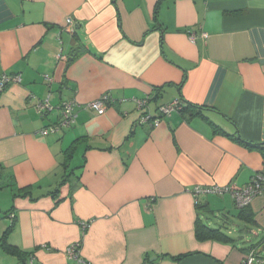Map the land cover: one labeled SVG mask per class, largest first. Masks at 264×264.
<instances>
[{"label":"crops","instance_id":"0c3cea01","mask_svg":"<svg viewBox=\"0 0 264 264\" xmlns=\"http://www.w3.org/2000/svg\"><path fill=\"white\" fill-rule=\"evenodd\" d=\"M263 60L264 0H0V75L21 78L0 94V237L10 229L7 243L26 254L0 246V264H243L251 246L258 254L264 192L245 223L230 194L196 204L189 190L238 191L264 171L261 152L235 140L264 144ZM101 96L104 114L85 108ZM145 99L153 117L176 100L199 114L150 128L138 123ZM69 100L75 124L42 136ZM197 221L231 242L198 241Z\"/></svg>","mask_w":264,"mask_h":264},{"label":"built area","instance_id":"2783aa9c","mask_svg":"<svg viewBox=\"0 0 264 264\" xmlns=\"http://www.w3.org/2000/svg\"><path fill=\"white\" fill-rule=\"evenodd\" d=\"M73 27L71 19L66 20V29L69 31ZM205 36V35H204ZM21 81L20 75L1 74L0 75V94L10 85L18 84ZM111 103L107 96H101L85 105V108L95 112L97 115H102L105 112L106 104ZM181 100H176L170 104L164 105L158 109L156 117L151 116L147 111V100H135L136 111L140 114L138 123L140 125H147L150 128L158 127L161 124L163 118L170 117L173 113L180 111L183 107ZM77 104L73 100L62 102L59 106V121L50 125L43 130L40 134L46 136L49 133H57L70 129L75 124V109ZM38 109L41 113L51 111V108L47 101L38 104ZM264 192V171L255 174L249 181V183L241 190L232 191L228 187L219 186H199L196 185L189 190L190 195L194 198L197 204L198 197L204 195H223L230 194L237 209H244L248 207L253 199ZM11 218L13 216H10ZM81 229L85 231L88 228L86 222L80 223ZM80 243H75L66 249V254L70 257H77L79 253ZM33 258H30L28 264H32ZM243 264H264V260L259 258L257 250L253 249L246 254Z\"/></svg>","mask_w":264,"mask_h":264},{"label":"trees","instance_id":"16d2710c","mask_svg":"<svg viewBox=\"0 0 264 264\" xmlns=\"http://www.w3.org/2000/svg\"><path fill=\"white\" fill-rule=\"evenodd\" d=\"M182 104H183V107H182V109L180 111H178V113L186 114L188 116H197L199 114V112H198L199 108H197L195 106H192V105H189V104H185L184 102ZM59 118H60V115H59ZM58 121H59V119H58ZM235 140L237 142H239L240 144L244 145L245 147L249 148V149L258 150L259 152H261V154L263 156V159H264V144L247 143V142L239 139L238 137H236ZM28 194H29V192L24 193V195H28ZM247 208L248 207H246L244 209H238L239 213H238V216H237L238 220L243 221L245 223L251 220V217H250L251 215H249L246 212ZM10 216H13V214H11ZM9 231H10V229H7L2 234V236L0 237V246L2 247V249L7 254L16 256L19 260L24 262L26 254L23 253L22 251H20L18 248L13 247V246H11V245H9L7 243V236H8ZM195 237L200 242L208 241V240L219 241V242H223V243L231 242V239L228 238L219 229L210 228V227L204 225L200 221H197V225H196V229H195ZM251 248L257 249V246H251Z\"/></svg>","mask_w":264,"mask_h":264},{"label":"water","instance_id":"95a60500","mask_svg":"<svg viewBox=\"0 0 264 264\" xmlns=\"http://www.w3.org/2000/svg\"><path fill=\"white\" fill-rule=\"evenodd\" d=\"M82 52L83 50H80L79 48H75L73 51H72V54L69 58V61L72 60V58L75 57V55L78 53V52ZM262 63H264V60L262 61ZM264 252V243L260 246V248L258 249V254H261Z\"/></svg>","mask_w":264,"mask_h":264},{"label":"rangeland","instance_id":"374dc122","mask_svg":"<svg viewBox=\"0 0 264 264\" xmlns=\"http://www.w3.org/2000/svg\"><path fill=\"white\" fill-rule=\"evenodd\" d=\"M261 255H262V256H264V252H263V253H261Z\"/></svg>","mask_w":264,"mask_h":264}]
</instances>
